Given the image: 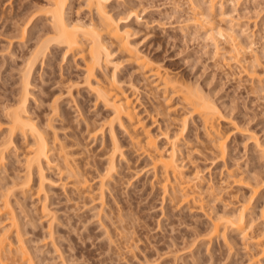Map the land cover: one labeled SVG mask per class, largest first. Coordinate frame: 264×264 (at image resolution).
<instances>
[{"label": "rangeland", "instance_id": "rangeland-1", "mask_svg": "<svg viewBox=\"0 0 264 264\" xmlns=\"http://www.w3.org/2000/svg\"><path fill=\"white\" fill-rule=\"evenodd\" d=\"M71 1L67 17L88 21L91 14L82 0ZM46 2L0 0V144L9 138L7 112L20 98L29 56L50 25L45 18L37 20L25 39L20 37L21 28ZM199 2L208 12L209 1ZM216 2L214 23L235 27L248 47L242 67L228 59L232 46L227 41L220 39L215 51L205 31L187 21L193 14L188 0L107 3L114 16L122 17L120 25L130 31L133 45L185 85L199 89L222 113L220 127L227 136L224 158L218 156L201 118L185 102L178 97L167 101L154 82L127 60L126 53L115 44L110 46V62L97 70L95 80L116 79L133 95L139 118L164 153L172 152L169 137L187 118L188 126L177 141L183 180L172 178L170 192L164 191L162 175L152 170L149 157L132 145L124 127L116 125L124 155L117 157V173L104 187V200L99 199L113 144L109 129L96 138L92 133L111 111L85 84L82 59L69 55L63 59L64 50L38 58L27 105L28 115L52 147L53 165H45L44 170L45 189L38 191L42 179L36 170L30 188L20 186L28 172L31 136L17 134L16 146L7 150L0 167V230L12 235L14 247L20 233L21 244L35 264H256L250 263V257L257 252L256 236L264 234V0ZM252 70L260 77H251ZM66 152L72 168L88 179L87 194L73 186L76 178L65 168ZM183 182L195 200L172 202L175 193L181 194ZM8 189L14 192L9 194ZM173 189L179 191L173 194ZM5 197L12 204L16 226L4 207ZM246 201L248 238L229 228L226 239L210 242L212 220L233 214ZM260 260L264 264V254ZM5 263L22 264L23 260L13 251Z\"/></svg>", "mask_w": 264, "mask_h": 264}, {"label": "bare ground", "instance_id": "bare-ground-1", "mask_svg": "<svg viewBox=\"0 0 264 264\" xmlns=\"http://www.w3.org/2000/svg\"><path fill=\"white\" fill-rule=\"evenodd\" d=\"M46 1V5L44 4L45 7L40 8L42 13L40 11L34 13V11V14L31 15L28 20L26 19L27 21L24 22V25L21 28L20 37L25 39L30 25H36L37 20L45 18L49 21L50 25L49 27L43 29V34L39 35L38 43L33 52H31L32 55L29 56L30 58L28 62L26 60L28 64L26 63L27 67L24 70L25 73L23 74L22 78L23 83L20 92V98H18L16 106L14 105V108L7 112L9 119V138L0 144L1 167L4 164V161H6L5 159L7 150L16 146L14 144L17 134L20 133L25 138L27 136L32 137V141L29 142L30 150L26 159V170H28V172L26 178L20 186H23L24 188L27 187L26 189H28V187L30 188L32 172L36 170L39 173V178L42 179V181L39 182L41 184L39 185L40 189H38V191H43V189H45L43 187V180H45L43 177L45 165H48L49 167L53 165V159H51L50 156L52 147L49 146V138L46 136L45 132H43V129L39 128L36 122L34 123L32 118L28 115L27 105L30 93V76L36 63L38 62L37 60L40 56H47L52 52V50H64V53L62 52L64 54L63 59L69 55L83 60L85 64L84 70L86 73L84 80L85 84L88 86L91 92L93 91V93L96 95L97 101L103 103L105 107L111 111L109 118H107L105 122H103V124H101L99 127L96 126L97 128H95V130L93 129L94 131L92 133L95 137L98 134L101 135L105 128L109 129L113 144L107 169L102 175L100 181V195H98V197L101 201L104 200V187L109 183V180H111V177L114 176V173H117L116 159L118 156L124 155L121 149L122 145L119 143L118 136L116 134V125L119 127L121 126V128L124 127L123 129H125V131L128 133L132 145L137 149H141L144 154L149 157L152 170L155 173H160L162 175L161 186L164 188L165 192L171 191L169 187L171 186L170 183L172 178L180 179L181 181L183 180L182 166L178 162L177 157V141L179 140V137L184 134V131L188 126L187 118H184L183 124L181 123L179 131L174 133L173 137H169L172 142L173 149L170 154H166L158 145L156 137L150 132L148 126L145 125L144 122L139 118L133 95L127 93L116 79H112L109 82L95 80L97 70H100L105 65V62H110L112 52H110L109 48L112 45L114 46V44L119 50L126 53L127 60L135 64L137 69L146 79H151V81L154 82L156 87L166 95L165 98L167 101H170L174 97H178L183 102H185L190 108L191 113L197 114L201 118L204 129L214 144L218 156L222 158L226 156L227 136L220 127L222 113L217 104L213 100L203 95L199 89L193 90L181 82L178 78L172 76L162 64L154 61L146 54L141 52L135 45H133L132 41L129 39L130 31L120 25V21L122 19L119 18L122 17L117 18L108 9L107 3L110 0H82L91 14V18L86 22H82V20H71L70 17V19L67 17V10L70 2H72L71 0ZM188 1L191 7L193 4V14L187 19V21L189 23L191 22V24L194 23L198 28L205 31L207 38L214 43L216 47L215 51L218 49V42L220 39L223 38L225 42L227 41L232 46L228 59L232 60L239 66L241 65L240 67H242L246 61L244 54L247 53L248 47L244 45L241 40H239V36L236 35V32L234 31L235 27L229 25L230 27L228 28H222L220 25L218 26L214 23L216 18L214 16V9L219 2H216V0H208L209 7L208 12H206L201 8L199 0H195L193 2L192 0ZM223 4V2L219 4L221 10L223 8ZM134 11L135 10L131 12L133 13ZM134 14H137L136 11ZM223 14L224 13H222V15ZM225 17H227L226 14ZM214 24L216 26H214ZM223 39L221 41H224ZM252 71L253 72H249L251 77H260L255 70ZM16 149L17 148H15V150ZM68 154L69 152H66V155L64 156L66 161L65 168L67 169L69 175L76 178L72 180L73 186H75L79 193H83L89 186V181L87 178H84L83 175H81L83 178L79 176L80 172L72 168V164L69 162ZM24 188H22V190ZM77 190L76 192H78ZM179 190L181 191V194L177 195L175 193V197H173L176 198V196H181V200L180 198H177L175 201L173 198L172 202L174 201L177 203L178 201L189 204L190 201L195 200L193 191L191 188H189L187 183H181ZM8 191L10 194V192L12 193L13 190L8 189ZM175 191L173 189L172 193ZM253 191L255 193L257 192L256 189ZM93 196L92 198H97ZM6 199L7 200L4 202V207L12 220V225L16 226V218L14 217L13 210L11 209L12 204L10 203L8 197ZM101 203L103 204L104 201ZM45 207L44 209L47 210ZM248 209L249 202L246 201L240 206V209L233 214L225 215L226 217H221L219 215V218L213 219L211 228L209 229L207 235L210 242L212 239H216L218 237H223L226 239L229 228L233 229V231L236 230L237 232H240L242 236L247 239L249 234L248 230L251 226L249 224L250 222H247ZM17 241L18 245L14 247L15 242L12 239V235H10L7 230H0V264H6L5 261L8 259V253H13V251H15L17 257L19 256L20 259L22 258V264H35L28 250L23 244H21L22 240L20 238V233H17ZM255 243L258 248L257 252L252 254V257H250V263L253 262L260 264V258L264 254V234L256 236Z\"/></svg>", "mask_w": 264, "mask_h": 264}]
</instances>
